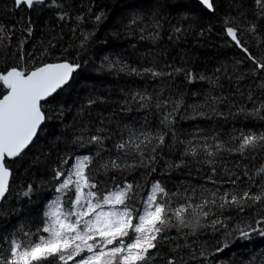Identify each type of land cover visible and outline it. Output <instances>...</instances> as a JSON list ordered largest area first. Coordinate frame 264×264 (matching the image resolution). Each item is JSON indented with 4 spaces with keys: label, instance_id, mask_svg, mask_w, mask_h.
<instances>
[{
    "label": "snow or ice",
    "instance_id": "obj_1",
    "mask_svg": "<svg viewBox=\"0 0 264 264\" xmlns=\"http://www.w3.org/2000/svg\"><path fill=\"white\" fill-rule=\"evenodd\" d=\"M13 3L14 8L32 9L36 5L63 8L58 0L47 3L46 0H13ZM199 3L208 12L215 13V0H199ZM255 3L257 15L264 19V0H255ZM155 7L158 9L161 5ZM158 15L153 11L149 17L157 29L161 26L156 19ZM67 16L66 11L59 14L61 20ZM103 17V12L96 15L95 22H101ZM76 19L83 22L84 17L77 16ZM143 19L144 16L138 13L129 24H137ZM224 23L226 35L235 47L252 61L256 70L264 72V56L253 55L247 43L242 41V26L236 25L234 18H226ZM256 28L253 23L247 31L256 35L259 47L264 40L256 33ZM24 30L31 36L30 24ZM92 34L81 32L83 39L79 47L84 48ZM154 35L158 36V32ZM6 36L5 30L0 28V42ZM23 43L20 45L21 60L24 59ZM80 67L79 63L62 61L44 63L27 72L19 66L0 72V87L6 89L0 96V203L6 202L11 194L12 169L7 161L26 154L25 150L34 143L41 126L49 118L45 106L70 85L73 73ZM167 67L171 71L156 67L133 68L119 60H109L107 64L108 70L141 78H174L183 73L190 84L200 80L207 81L213 88L221 87L220 76L195 74L174 65ZM220 71L216 69V72ZM259 87L264 89V80ZM225 99L209 94L202 103L188 105L191 108L188 112L183 95L179 99L163 97V87L155 95L147 90L134 91L121 102L120 111H143L142 122L124 124L116 133L105 125L103 118L91 135L85 134L88 132L86 126L81 128V134L76 135L72 143L78 147L91 146L89 154L66 153L58 157V163L51 169L54 194L45 201L39 223L34 228L20 224L10 232L0 233V264H157L160 245L169 240L176 241L177 237L183 244H171L172 252L187 248L191 250L190 259L208 264L209 255L223 252L236 240H249L253 234L264 236V165L249 174L246 166L242 171H233L223 163L225 153L241 160L248 159L249 155L254 159L257 152L264 151V131L239 129L238 134L225 139L219 133L200 136L201 130L197 129L192 139L183 140L175 127L179 120L226 117L218 109ZM247 100L252 103L251 108L240 103L235 105L234 113L230 110V114L264 120V99H254L249 90ZM98 101L103 102V98H89L87 107L91 108ZM148 109L156 110L158 125L151 124ZM108 123H111L110 118ZM114 135L116 139H113ZM178 144L182 145L180 156L176 161L165 160L167 170L195 162L208 169L210 175L205 179L213 187L201 184L171 191L160 180L141 182L125 178V174L137 169H143L146 177L156 173L164 153L171 152ZM234 167L240 168L239 161L234 162ZM44 183L42 181L41 185ZM36 190L34 184L29 183L21 195L31 200ZM233 209L238 210L239 220L224 214ZM248 209H252L251 213L244 215ZM172 229L177 237L166 235ZM205 230L213 236L220 234L211 241L218 246L211 252L203 248L197 256L192 249L196 241L188 237L204 234ZM163 264H178L177 257L169 256Z\"/></svg>",
    "mask_w": 264,
    "mask_h": 264
},
{
    "label": "trees",
    "instance_id": "obj_2",
    "mask_svg": "<svg viewBox=\"0 0 264 264\" xmlns=\"http://www.w3.org/2000/svg\"><path fill=\"white\" fill-rule=\"evenodd\" d=\"M48 0H46V3ZM63 8L36 5L32 9L25 6L14 8L13 0H0V28L7 36L0 42V72L19 66L26 72L44 63L69 61L79 63L81 67L73 73L69 86L62 89L51 103L45 106L48 119L38 132V137L26 154L15 160H8L12 169L10 179L11 194L6 202L0 203V233L10 232L20 224L25 227H35L39 223L40 213L45 201L54 194V182L51 181V169L58 163V157L68 154H89V147H78L72 143L80 129H88L86 135L95 132L100 120L116 133L124 124L142 122L145 112L120 111L121 102L134 91H145L158 94L163 87V97L179 99L184 97L185 108L191 104L202 103L204 97L211 94L225 97V102L218 105L219 111L226 117L212 119L198 118L179 120L175 125L181 139H192L197 129L200 136H211L219 133L227 139L229 135L244 131H264V120L252 117L233 116L235 105L240 103L251 108L247 100L249 90L254 99H264V89L259 87L264 80V72L256 70L252 61L248 60L225 32V19L234 18L236 25L242 26L241 39L247 43L250 51L257 57L264 56V43L257 46L256 35L247 29L255 23L256 33L264 40V19L257 15L255 0H215V13H210L195 0H58ZM160 4V8H156ZM179 6V7H177ZM66 11L68 16L61 20L59 14ZM159 13L156 19L160 21L159 29L153 26L149 19L151 13ZM104 13L102 21L95 22V16ZM142 14L144 19L130 25L129 21L136 14ZM83 16V22L76 19ZM32 28L31 36L27 29ZM144 29L141 32V29ZM180 28V32L175 29ZM81 32L93 33L84 48L79 47L83 36ZM158 32V36L154 35ZM23 43L24 59L21 60ZM119 60L130 67L143 69L156 67L171 71L168 65L190 69L195 74L205 76H220L221 87L213 88L207 81L196 80L188 83L183 73L174 78L162 77L153 79L151 76L141 78L128 75L115 69L108 70V61ZM104 65V67H101ZM221 69L216 72V69ZM231 79H228V77ZM239 78V79H238ZM6 89L0 87V96ZM195 93V95H193ZM103 98L87 107L89 98ZM184 111V109H182ZM152 125L159 124V116L155 109H148ZM109 118L111 123H108ZM119 126V128H118ZM117 137L114 135L113 139ZM111 144V141H106ZM182 145H177L171 152L164 153L157 172L144 176L143 169H137L125 178L132 181L144 180L162 181L169 190H183L201 184L213 187L206 182L210 175L206 167L192 162L187 167L167 170L165 160L176 161L180 156ZM37 158H39L37 160ZM239 161L240 168L234 167ZM71 163V161H70ZM223 163H227L233 171H242L247 167L249 174L264 165V151L257 152L255 158L241 160L238 156L224 154ZM119 175V174H116ZM217 179H220L218 176ZM45 181L43 185L41 182ZM33 183L36 191L31 200L21 195L27 184ZM227 187V185H226ZM147 186L145 187V193ZM246 210L244 215L250 214ZM240 219L238 210L224 213ZM231 221L230 223H234ZM187 231V230H185ZM170 237H177L175 229L167 232ZM220 236L207 233L190 236L195 240L192 244L199 256L200 250L208 248L211 252L216 246L211 241ZM222 239V238H221ZM183 240H169L160 245L161 255L157 264H163L164 259L176 256L178 264H201V260L190 259V249L181 248L172 252L170 245ZM180 256L184 259L180 260ZM208 264H264V236L253 234L249 240H236L230 247L216 255L208 256Z\"/></svg>",
    "mask_w": 264,
    "mask_h": 264
},
{
    "label": "water",
    "instance_id": "obj_3",
    "mask_svg": "<svg viewBox=\"0 0 264 264\" xmlns=\"http://www.w3.org/2000/svg\"><path fill=\"white\" fill-rule=\"evenodd\" d=\"M195 1H197L198 3H199V0H195ZM200 4V3H199ZM201 5V4H200ZM202 6V5H201ZM203 7V6H202ZM71 82V81H70ZM42 127V126H41ZM31 146V145H30Z\"/></svg>",
    "mask_w": 264,
    "mask_h": 264
}]
</instances>
